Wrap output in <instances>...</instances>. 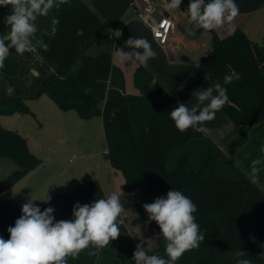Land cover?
Instances as JSON below:
<instances>
[{"label":"trees","instance_id":"obj_1","mask_svg":"<svg viewBox=\"0 0 264 264\" xmlns=\"http://www.w3.org/2000/svg\"><path fill=\"white\" fill-rule=\"evenodd\" d=\"M133 3L134 0H70L48 17L38 18L37 37L49 48L7 57L0 69V114L30 112L26 100L46 91L63 110H75L83 118L101 116L106 155L112 168L124 175L128 191L146 182L148 192L156 198L173 188L196 205L194 215L204 239L198 248L186 251L177 264H236L234 254L240 249L246 251L243 258L252 264H264L262 187L253 183L207 132L176 129L169 112L179 100L144 65L139 63L133 72L139 94L125 92L124 72L115 64L113 52L117 47L127 48L112 33ZM9 13L10 6L0 7V35L9 32L4 23ZM53 18L59 20L55 33ZM96 44L98 53L88 54ZM78 61V68L71 71ZM233 72L240 79L225 85L230 102L222 110L235 131L226 144L250 168L253 159H264L260 152L264 146V39H251L241 27L222 36L213 30L212 42L194 67L192 77L204 89L214 82L223 84L224 76ZM204 74L210 76L205 78ZM10 86L14 88L12 95L7 91ZM242 149L247 153L245 157ZM174 155L176 162L171 167ZM0 157H9L17 164L8 176L0 178V192L40 162L26 137L1 124ZM259 167L258 179L264 184V164ZM106 196L94 178L65 193H55L39 207H53L56 220L72 219L74 204H90ZM124 206L137 214L132 223L156 229L157 246L148 253L163 255L160 229L154 221L145 223L148 216L143 206L133 199L126 200ZM21 214L20 204L0 198V236L9 238L7 229ZM135 248L123 223L121 235L97 255H88L94 250L88 249L76 259L69 258V264H134Z\"/></svg>","mask_w":264,"mask_h":264},{"label":"clouds","instance_id":"obj_2","mask_svg":"<svg viewBox=\"0 0 264 264\" xmlns=\"http://www.w3.org/2000/svg\"><path fill=\"white\" fill-rule=\"evenodd\" d=\"M70 0H0V7H9L10 13L4 17L9 27L6 36L0 35V69L5 66L7 57L12 50L17 55L36 52L37 49L48 50L49 45L37 37L39 31L36 23L40 17H48L53 10ZM182 0H166L165 8L169 12L180 11ZM189 22L205 31H213L227 26L230 33L235 32L233 21L240 14L235 0H189L186 10ZM52 32L55 33L59 20L52 19ZM121 32L119 31V37ZM188 35L194 36L191 29ZM124 47H117L115 56L120 63L133 59L142 65L155 59L156 51L147 38L134 37L125 41ZM210 74H204V77ZM240 79L233 72L225 75L223 84L214 82L202 90L197 89L195 103L189 107L183 102L169 112L170 119L176 129L185 132L192 129L197 133H206V124L215 119L216 113L228 104L229 97L225 85ZM156 85L153 80V86ZM14 94V88L7 89ZM260 152L264 154V146ZM264 159H253L250 164L251 181L256 183L260 165ZM28 199L21 205V215L9 226V238L0 236V264H69V258L76 259L82 251L95 256L101 249L121 235L124 223V205L120 195L112 192L104 198L95 199L90 204L76 203L72 209V219L56 220L55 209L47 207L43 210ZM47 200L41 202H49ZM147 213L146 224L155 222L159 235L164 241V254H149L143 244H137L133 253L134 264H177L182 255L189 250L198 248L204 236L194 213L197 207L183 192L171 188L165 196L157 197L152 203L143 204ZM246 251L238 250L234 254L236 264H252L243 258Z\"/></svg>","mask_w":264,"mask_h":264},{"label":"rangeland","instance_id":"obj_3","mask_svg":"<svg viewBox=\"0 0 264 264\" xmlns=\"http://www.w3.org/2000/svg\"><path fill=\"white\" fill-rule=\"evenodd\" d=\"M86 1L88 2V0ZM90 5L96 11L95 6L92 3ZM180 8L188 17L183 2ZM189 29L196 34L199 27L190 23ZM181 30L178 28L176 34L183 31ZM188 31L186 29V34ZM97 45L90 48L87 53L97 54ZM156 53V58L150 60L153 68L160 69L162 72L159 74L164 78L175 73L171 69L170 71L165 70V59L163 60L159 51ZM113 60L125 72L127 93H138V88L133 80L137 61L133 59L130 62L120 63L115 55ZM31 63L33 65L34 62ZM79 65L80 61L72 67L71 71L74 72ZM32 72L38 73L36 70ZM26 103L30 112L0 114V124L4 128L15 130L26 137L31 151L40 158V162L4 188L0 192L1 199L9 198L22 205L30 198L39 200L34 203L41 206L48 203L41 201L47 200L49 197L51 199L55 193H65L94 178L99 180L105 195L112 192L119 194L123 205L124 201L130 198L136 199L137 204L141 206L156 198L148 192L146 182L135 191H128L125 188L124 175L112 168L106 155L107 145L101 116L83 118L75 110H63L46 91L38 97L27 99ZM227 140L228 137L225 141L223 139L214 141L219 147L222 146L225 151H228ZM233 161L236 163L235 160ZM175 162L176 155L172 156L170 166H174ZM15 168H17V164L13 159L0 157V178L8 176ZM262 189L264 190L263 186ZM124 209L123 220L136 245L143 244L148 252L154 249L157 246L156 229L145 224L132 223L137 214L125 206ZM262 254L264 256V251Z\"/></svg>","mask_w":264,"mask_h":264},{"label":"crops","instance_id":"obj_4","mask_svg":"<svg viewBox=\"0 0 264 264\" xmlns=\"http://www.w3.org/2000/svg\"><path fill=\"white\" fill-rule=\"evenodd\" d=\"M235 2L239 6L240 14L233 21L234 27H241L246 32V34L255 41L263 40L264 0H235ZM140 4V0H134L133 5L127 10L120 22L119 27L112 33V35L115 39H119L126 48L127 46L125 45V41L129 38H147L151 43L152 48L155 51H159V53L163 57V60L165 59V70L170 71L171 69L173 70L172 72L175 73H171L169 74L170 76H166L164 78V76H161V74H159V72L162 71L160 69L153 68L152 62H150V60L144 66L169 91L171 95L179 100V102H183L191 107V105L195 103L194 92L197 89L202 90L197 82L193 80L191 74L194 67L198 64L200 57L204 55L208 50V47L212 42L213 31L209 32L199 28L194 36L186 34V29L190 30L189 17H187L183 13L181 8L180 11H165L164 2L158 0L157 10L152 15V18L157 20L161 18V16L164 15L165 12H169V14L173 16L175 21L177 22V28L173 32L170 44L163 46L159 44L153 37L150 26L137 16L135 8H139ZM178 28H181L183 31L181 30L182 32L176 34ZM119 31L121 32V35L119 37L115 36L119 34ZM214 31L219 36H221L222 34L224 35L228 31V29L227 26H225L224 28H220ZM114 55L115 51L113 53V59ZM138 64L139 62L136 63L135 68ZM181 80L183 81L180 82ZM125 92L127 93V90H125ZM133 94H139V92ZM206 127L208 129L207 134L215 141H221L222 139L225 141L227 137H229L235 131L233 122L223 110L217 112L215 119L211 122H208L206 124ZM220 148L226 155L236 161L237 166L244 173L248 174L251 177L250 168L245 165V160L239 159L236 154L228 148V146V151H225L222 146H220ZM242 150V154L245 157L247 153L244 152L245 149ZM244 157L243 159H245ZM256 183H258L261 187H264V184L259 179ZM130 199H133L137 202V200L134 198Z\"/></svg>","mask_w":264,"mask_h":264},{"label":"built area","instance_id":"obj_5","mask_svg":"<svg viewBox=\"0 0 264 264\" xmlns=\"http://www.w3.org/2000/svg\"><path fill=\"white\" fill-rule=\"evenodd\" d=\"M161 1L164 2L165 7L166 0ZM140 2V7L135 8L137 16L150 26L152 35L159 44L163 46L170 44L173 32L177 28L174 17L169 12H165L161 18L155 20L152 15L157 10L158 0H140Z\"/></svg>","mask_w":264,"mask_h":264},{"label":"water","instance_id":"obj_6","mask_svg":"<svg viewBox=\"0 0 264 264\" xmlns=\"http://www.w3.org/2000/svg\"><path fill=\"white\" fill-rule=\"evenodd\" d=\"M183 4H184V7L187 9L188 8V4H189V0H182ZM12 54H15L14 53V50H12ZM33 54L32 52H29V53H25V55H31Z\"/></svg>","mask_w":264,"mask_h":264}]
</instances>
